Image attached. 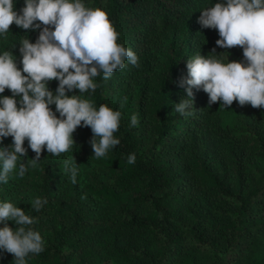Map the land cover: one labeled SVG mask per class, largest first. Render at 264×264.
Wrapping results in <instances>:
<instances>
[{
	"label": "trees",
	"instance_id": "obj_1",
	"mask_svg": "<svg viewBox=\"0 0 264 264\" xmlns=\"http://www.w3.org/2000/svg\"><path fill=\"white\" fill-rule=\"evenodd\" d=\"M220 2L226 0H81L107 13L117 44L137 55L138 66L126 60L108 80L94 77L95 91L81 94L97 110L103 104L122 114L114 133L120 143L105 157H93L92 130L81 126L69 151L53 156L45 149L23 178L17 166L7 184L0 182V203L23 209L34 219L26 227L44 241V251L30 253L26 264H102L104 258L113 264H264V108L245 105L229 116L222 101L209 107L207 93L194 90L192 114L174 112L186 97L179 81L187 76V60L207 57L220 39L217 30L197 23L203 9ZM13 3L17 12L25 6V0ZM38 35L12 24L0 35V55L13 53L22 70L20 44L35 43ZM216 51L222 63L244 59L240 47ZM48 87L55 92L58 81ZM12 95L5 89L0 97ZM133 115L138 123L131 127ZM12 140L5 138L4 146ZM24 147L25 159L35 158L27 139ZM131 153L134 164L127 161ZM73 157L76 184L64 169ZM36 198L47 201L40 211L32 207ZM13 260L0 250V264Z\"/></svg>",
	"mask_w": 264,
	"mask_h": 264
},
{
	"label": "clouds",
	"instance_id": "obj_2",
	"mask_svg": "<svg viewBox=\"0 0 264 264\" xmlns=\"http://www.w3.org/2000/svg\"><path fill=\"white\" fill-rule=\"evenodd\" d=\"M197 23L203 29L217 30L220 39L207 57L198 54L187 60V76L179 81L186 97L174 105V112L192 114L188 110L195 102L194 90L207 93L209 107L222 101L221 106L229 108L238 101L241 107L264 108V0L215 3L201 11ZM12 24L39 35L35 43L24 39L20 44L22 70L13 53L0 55V94L5 89L13 94L0 97V182L7 184L17 166V175L23 178L28 167L41 161L45 149L53 156L69 151L76 145L73 133L81 126L92 130L89 144L93 157H105L120 143L114 133L119 130L122 114L103 104L97 110L80 97L96 90L93 78L101 73L108 80L115 70L125 68L126 60L138 66L137 55L117 44L118 33L105 11L85 8L81 0H25L19 12L13 0H0V35ZM235 47L243 49L242 61L222 63L216 58L217 48ZM53 80L58 81L55 92L48 87ZM76 90L79 95H68ZM51 105H55V112ZM137 123L133 115L130 126ZM7 137L13 140L4 146ZM26 139L36 154L33 159H25ZM127 161L134 164L136 154H129ZM64 169L70 173V182L76 184L79 169L74 157L65 161ZM45 203L36 198L32 207L40 211ZM9 220L17 225L15 230L8 226ZM33 223L20 207L0 203V224L4 225L0 228V250L13 255V264H26L30 253L44 251L41 234L26 227Z\"/></svg>",
	"mask_w": 264,
	"mask_h": 264
},
{
	"label": "rangeland",
	"instance_id": "obj_3",
	"mask_svg": "<svg viewBox=\"0 0 264 264\" xmlns=\"http://www.w3.org/2000/svg\"><path fill=\"white\" fill-rule=\"evenodd\" d=\"M225 108V107H224ZM241 106L239 105L238 101H234V103L231 105V107L229 108H225L227 114L230 115H236L237 114V110H240ZM241 124H238L237 126H240ZM239 128V127H238ZM240 129V128H239ZM105 260H103L102 264H113V262L111 260H107L106 258H104Z\"/></svg>",
	"mask_w": 264,
	"mask_h": 264
}]
</instances>
